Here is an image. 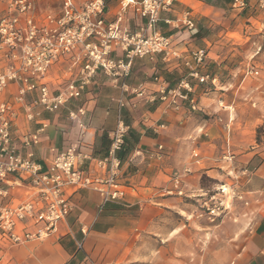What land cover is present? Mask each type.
<instances>
[{"label": "crops", "instance_id": "0c3cea01", "mask_svg": "<svg viewBox=\"0 0 264 264\" xmlns=\"http://www.w3.org/2000/svg\"><path fill=\"white\" fill-rule=\"evenodd\" d=\"M117 1L107 0L109 10ZM213 1L176 0L172 10L161 13L156 29L167 35L180 30L176 43L181 51L208 50L210 27L224 20L222 13L233 11L232 0ZM188 9L197 32L183 26L176 30L165 22ZM127 18L129 27L139 23L131 14ZM184 72L183 67L165 65L160 55L155 60L135 59L130 83L153 87L158 76L173 86ZM92 88L70 104L93 97L84 102L89 116L83 126L70 122L63 107L42 111L40 118L47 126L33 151L43 168L52 159V148L61 150L77 142L87 155L82 167L96 171V160L106 153L108 132L117 122L116 99L121 91L102 73H97ZM197 92L194 111L187 104L174 111L158 101L127 98L120 110L129 127L119 152L120 198L102 203L92 188L67 187L64 193L74 206L56 231L42 240L2 247L0 264H264V139H256L253 127L263 113L250 109V120H243L236 99L231 100L234 106L221 108L215 93ZM259 96L255 92L250 98L257 101ZM37 127L20 113L13 131L19 137ZM174 172L182 174L181 195L172 189ZM9 178L8 198L16 203L26 192L11 184L16 175ZM221 181L236 182L247 204L236 201L221 221L196 218L200 196Z\"/></svg>", "mask_w": 264, "mask_h": 264}, {"label": "built area", "instance_id": "2783aa9c", "mask_svg": "<svg viewBox=\"0 0 264 264\" xmlns=\"http://www.w3.org/2000/svg\"><path fill=\"white\" fill-rule=\"evenodd\" d=\"M42 1L0 3V250L42 240L55 232L58 222L74 206L64 193L67 187L92 188L100 194L102 203L120 198L118 152L129 130L120 110L127 98L158 101L174 111L187 104L194 111L198 109V86L215 84L216 80L204 70L206 48H177L180 26L190 33L197 32L190 9L179 18L165 20L177 30L174 33L167 35L156 29L161 13L172 10L176 0H118L112 11L107 0H85L80 4L57 0L52 9L42 6ZM258 2L264 4V0ZM244 5V0H232L231 8L239 10ZM128 14L139 21L134 28L127 24ZM158 55L165 65L185 69L176 84L169 86L158 76L151 82L153 87L131 84L135 59L155 60ZM97 73L107 76L121 94L116 99V125L108 132L109 147L96 160V171L82 167L87 155L77 142L61 150L52 148V159L43 168L33 151L47 126L40 118L42 111L55 112L63 107L70 122L83 126L89 116L84 102L93 97L75 106L70 104L93 90ZM247 73L258 72L251 68ZM20 113L38 127L17 137L13 128ZM10 175H16L11 184L26 192V197L16 203L8 198L5 186L10 185ZM181 176L179 172L171 176L172 189L179 195L183 194ZM236 201L247 204L237 183L218 182L200 196L194 216L221 221Z\"/></svg>", "mask_w": 264, "mask_h": 264}, {"label": "rangeland", "instance_id": "374dc122", "mask_svg": "<svg viewBox=\"0 0 264 264\" xmlns=\"http://www.w3.org/2000/svg\"><path fill=\"white\" fill-rule=\"evenodd\" d=\"M75 1L80 4L85 0ZM244 1L243 8L239 10L230 8L233 11L222 13L224 20L210 27L212 43L207 52L211 51V54L207 55L205 68L209 65V70L206 71L216 80L215 84L208 82L198 86V91L202 89V93L206 90L208 93H215L217 105L221 108L228 107L233 104L231 100L236 99L237 107L239 106L237 109L246 117L243 120H250L248 118L250 109L262 112L261 122L253 124L256 128V139L262 141L264 139V4L259 3L258 0ZM2 2L3 0H0V3ZM57 3V0H43L41 5L52 9ZM115 7L116 4L111 2V8ZM213 65L226 67L217 69L213 68ZM251 68L260 72L247 73V69ZM255 83H258L257 87ZM255 92L260 95L257 101L250 98ZM240 93L243 96L239 97Z\"/></svg>", "mask_w": 264, "mask_h": 264}, {"label": "trees", "instance_id": "16d2710c", "mask_svg": "<svg viewBox=\"0 0 264 264\" xmlns=\"http://www.w3.org/2000/svg\"><path fill=\"white\" fill-rule=\"evenodd\" d=\"M207 2H214L213 0H206ZM227 1V0H226ZM125 141V140H124ZM123 146H124V144H123ZM123 146H122V148H123ZM122 148H121V150H122ZM121 150H119V152L121 151ZM119 152H118V156H119V158L121 159V157H120V155H119Z\"/></svg>", "mask_w": 264, "mask_h": 264}]
</instances>
